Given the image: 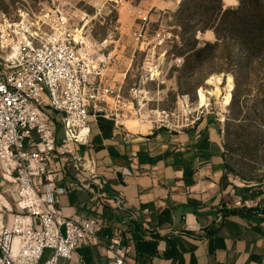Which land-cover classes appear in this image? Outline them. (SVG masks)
<instances>
[{
	"label": "rangeland",
	"instance_id": "rangeland-1",
	"mask_svg": "<svg viewBox=\"0 0 264 264\" xmlns=\"http://www.w3.org/2000/svg\"><path fill=\"white\" fill-rule=\"evenodd\" d=\"M220 4L223 10L236 9L240 2L0 0V21L19 22L29 13V26L24 20L15 28L20 30L15 48L26 40L24 30L28 35L44 15L61 12L73 34L82 30L85 39L78 37L88 52L103 60V84L121 88L124 105L117 110L128 125L136 120L137 126L179 129L203 116L221 119L227 165L249 186L242 202L264 208V34L248 56L239 34L228 37L221 27ZM236 16L230 15V21ZM216 87L220 95L214 93ZM201 96L206 106H200ZM9 222L10 216L0 213V223Z\"/></svg>",
	"mask_w": 264,
	"mask_h": 264
},
{
	"label": "crops",
	"instance_id": "crops-1",
	"mask_svg": "<svg viewBox=\"0 0 264 264\" xmlns=\"http://www.w3.org/2000/svg\"><path fill=\"white\" fill-rule=\"evenodd\" d=\"M90 127L79 152L121 208L102 201L97 186L82 187L78 177L87 172L58 158L44 179L73 191L55 210L98 220V243L80 241L59 264H110L113 239L124 264H264V208L242 202L249 186L227 165L221 119L203 116L179 129L130 127L101 113L91 114Z\"/></svg>",
	"mask_w": 264,
	"mask_h": 264
},
{
	"label": "built area",
	"instance_id": "built-area-1",
	"mask_svg": "<svg viewBox=\"0 0 264 264\" xmlns=\"http://www.w3.org/2000/svg\"><path fill=\"white\" fill-rule=\"evenodd\" d=\"M24 20L22 15L9 27L0 21V213L10 216L9 224L0 223V264H59L72 258L80 241L98 243V220L58 213L59 197L73 188L44 177L62 157L87 172L78 177L82 187L97 186L102 201L121 208L120 198L110 197L91 160L79 151L90 141L91 114L118 120L124 98L121 88L103 84V60L88 52L61 12L36 21L15 49L11 24ZM224 208L220 205L221 214ZM118 244L113 239L108 246L110 264H124Z\"/></svg>",
	"mask_w": 264,
	"mask_h": 264
},
{
	"label": "trees",
	"instance_id": "trees-1",
	"mask_svg": "<svg viewBox=\"0 0 264 264\" xmlns=\"http://www.w3.org/2000/svg\"><path fill=\"white\" fill-rule=\"evenodd\" d=\"M239 7L236 9L227 8L223 10V5L220 4L218 11L220 12L221 27L225 29L226 36L235 37L239 40L241 48L249 53L254 50L255 42L263 39L261 31L264 28V0H239ZM187 3V2H186ZM192 2L188 3L187 10L192 6ZM230 15H237L235 20L230 21ZM219 26V25H218ZM217 37L220 36L218 27H214Z\"/></svg>",
	"mask_w": 264,
	"mask_h": 264
},
{
	"label": "bare ground",
	"instance_id": "bare-ground-1",
	"mask_svg": "<svg viewBox=\"0 0 264 264\" xmlns=\"http://www.w3.org/2000/svg\"><path fill=\"white\" fill-rule=\"evenodd\" d=\"M9 25H10V23H7L6 25H4L5 27L7 26V27H9ZM15 25V26H14ZM19 25H21V24H11V29L13 30V32H15L17 35L18 34H20V30H18V29H15V28H17ZM25 25H23V27H24ZM25 31V33H26V30H24ZM24 32L23 33H21V35H23L24 36V39H27V35L25 34ZM78 36H80L81 35V38L82 39H85L84 37H82V30H80V28L78 29ZM78 36H76V38H79ZM86 41V40H85ZM84 41V42H85ZM18 46L19 45H17V44H15V48L17 49L18 48ZM212 81V80H211ZM228 82L230 83L229 84V86L232 88L233 87V85H232V78L231 77H229V80H228ZM219 83H221V81H220V79H219ZM214 93H216V94H218V95H220L221 94V89H220V87H216V90H215V92ZM213 93V94H214ZM231 95H232V93L231 92H228L227 93V95L225 96V99H227V102L229 103L230 102V99H231ZM207 105V101H206V98L204 97V96H201L200 97V106L201 107H203V106H206ZM136 120H133V122H135ZM131 123L130 124V127H133V125H135V123Z\"/></svg>",
	"mask_w": 264,
	"mask_h": 264
}]
</instances>
